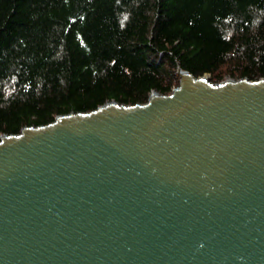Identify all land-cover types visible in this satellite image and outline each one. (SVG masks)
<instances>
[{
	"label": "water",
	"instance_id": "obj_1",
	"mask_svg": "<svg viewBox=\"0 0 264 264\" xmlns=\"http://www.w3.org/2000/svg\"><path fill=\"white\" fill-rule=\"evenodd\" d=\"M179 74L0 136V264H264V78Z\"/></svg>",
	"mask_w": 264,
	"mask_h": 264
},
{
	"label": "trees",
	"instance_id": "obj_2",
	"mask_svg": "<svg viewBox=\"0 0 264 264\" xmlns=\"http://www.w3.org/2000/svg\"><path fill=\"white\" fill-rule=\"evenodd\" d=\"M179 69L264 78V0H0V136L144 103Z\"/></svg>",
	"mask_w": 264,
	"mask_h": 264
},
{
	"label": "built area",
	"instance_id": "obj_3",
	"mask_svg": "<svg viewBox=\"0 0 264 264\" xmlns=\"http://www.w3.org/2000/svg\"><path fill=\"white\" fill-rule=\"evenodd\" d=\"M176 87H177V86H176ZM176 87H173L172 90L175 89ZM156 93H157V92H155V91H151V92H150V95H153V94H156ZM150 95H149V96H150ZM2 135H3V134H2Z\"/></svg>",
	"mask_w": 264,
	"mask_h": 264
}]
</instances>
